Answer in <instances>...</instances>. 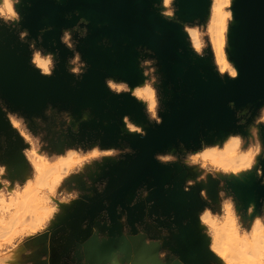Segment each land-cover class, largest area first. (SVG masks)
<instances>
[{"label":"water","instance_id":"obj_1","mask_svg":"<svg viewBox=\"0 0 264 264\" xmlns=\"http://www.w3.org/2000/svg\"><path fill=\"white\" fill-rule=\"evenodd\" d=\"M21 27L35 39L55 46L60 56L52 77H43L29 64L27 46L0 30V92L6 102L29 116L40 114L48 104L70 108L80 115L90 110L94 117L88 126L105 143L116 140L122 116L147 124L142 106L129 95L110 93L104 80L115 77L135 86L141 79L137 68V48L151 49L162 74L163 123L145 128L147 135L124 138L134 155L114 169L104 198L121 199L142 183L151 181L158 201L178 211L172 196L164 197L159 187L170 169L153 156L169 148L196 149L200 140L215 141L228 133H244L236 126L235 110L248 108L251 116L264 105V0H232L234 19L229 28V59L239 70V78L221 80L210 58L197 57L189 48L182 26L167 21L153 5L158 0H26ZM209 0H176L177 14L183 20H201ZM78 13V15H76ZM84 18L87 36L79 41L88 69L77 79L66 71L65 50L59 47L60 32ZM107 41V44L102 41ZM179 50V51H178ZM235 102V110L228 102ZM264 169V160L260 163ZM253 203L264 200V185L253 176L247 184ZM246 205V203L241 202Z\"/></svg>","mask_w":264,"mask_h":264},{"label":"rangeland","instance_id":"obj_2","mask_svg":"<svg viewBox=\"0 0 264 264\" xmlns=\"http://www.w3.org/2000/svg\"><path fill=\"white\" fill-rule=\"evenodd\" d=\"M211 1L209 0L210 4ZM222 1H226V3L222 4L220 8L224 19L228 21V29L227 32L223 31L224 41L222 42V52L225 55L226 50L227 54L229 53L228 33L232 22L230 23L228 17L227 0ZM159 3L160 0H158L157 5ZM0 4H2V0H0ZM26 5H28L26 0H21L15 6L21 16V21L22 7ZM157 8L160 11L159 7ZM165 11H171V7H165ZM175 15L176 20L173 21L181 26L184 22L191 23L194 21L183 20L178 16L177 11ZM209 15L210 5L206 16L201 20L196 19L198 26L185 30L188 33V41L192 45V50L198 56L209 57L213 66L215 62ZM21 21L18 25L10 27L4 25L5 22L0 20V30L3 29L12 34L17 42L28 48V44L22 43L18 37V32L25 30L21 27ZM81 27H86V25H81ZM191 33H194L197 45L193 44L190 37ZM72 35L73 39L82 40L78 33L74 32ZM27 40L34 39L28 36ZM59 45L66 53L64 58L66 67L67 59L72 56V52L60 42V39ZM37 47H43L47 52L53 53L56 56L57 65L60 63V56L55 46L52 48L42 42L38 43ZM28 58L30 59L29 48ZM139 58L150 57L147 53L139 52ZM157 68L158 75L162 79L158 65ZM138 70L141 75L138 84H141L143 77L141 70L139 68ZM147 75L151 76V72L149 71ZM113 78L121 81L118 78ZM161 84L157 85L160 92V113L164 111ZM0 99L7 107L5 109L0 105V163L7 166L8 178L20 180L23 183L32 174V169L21 155V149L25 147L24 144L28 145L30 152L37 154L40 159H45V157L51 159V164L45 160L43 165L50 173L60 175L65 172L69 173L57 195L52 197L54 203L61 209L59 214L53 218L45 219L43 214L48 205L43 200H39L23 219L9 216L4 223H0V264H221L220 259L209 250L208 238L203 234L197 219L198 213L205 206L212 207L213 210L218 209L217 193L221 190L219 188L220 180L224 181L223 190L226 193L234 194L237 210L241 213L242 218L246 222L252 218L244 215V213L248 205L254 202L253 196L249 195L245 201L240 200L232 187L234 177L220 176L218 179H213L208 176L209 174L213 177L216 175L215 170L211 167L202 169L199 173L195 168H189L179 161L163 165L168 167L170 172L159 187V191L164 197L172 196L174 198V203L179 206L178 211L157 200L153 193L157 187H154L151 181L142 183L122 199L120 197L104 198L109 183L116 177L114 169L133 155H123L117 159L104 158L102 163H94L91 166L86 163V159H90V152L93 150L103 156L104 152L113 148L129 147L124 138L136 134L127 133L122 124L116 140L112 143H105L96 136V131L86 126L94 120L88 109H86L87 111L82 110L80 115H77L70 108H59L52 105L56 113H52V117H47L44 115V110L48 104L40 114L29 116L22 110L10 106L1 92ZM144 103L145 105L149 104L148 99H145ZM141 106L147 120L146 110L142 104ZM60 111H68L72 117L67 132L63 130L67 117ZM14 113L20 115H13ZM21 116L25 117L28 123H25V120L20 118ZM254 116L247 118L246 124L243 125L244 133L241 135L245 137L249 135L247 128L252 123ZM33 117H40L46 127L34 122ZM56 120L60 121V130H57ZM131 121L144 129L154 125L149 124L148 120L147 124L136 123L132 119ZM256 123H264V111L260 113ZM77 127L79 130L74 133L72 129ZM258 127L259 139L264 146V124ZM223 139L224 137L205 142L213 144ZM96 144H99V148L93 149L92 146ZM248 146L253 150L257 146L254 129ZM224 148L225 145L222 148H217L213 157L218 159V155ZM68 151H73L75 155L69 156ZM164 152L183 154V150L179 147L169 148ZM263 160L264 152L258 157L257 167H260ZM245 175L251 177V181L254 176L260 182L256 177L255 168ZM202 177H207L206 183L201 182ZM188 179L195 180L194 186L185 184ZM105 180L107 185L101 192L99 189L104 187L103 181ZM165 185L169 187L165 188ZM184 186L191 188L185 192ZM65 187L69 191L72 190V196L76 197L71 199L70 203H64L67 198L63 191ZM141 187L148 190L146 197L141 191H137ZM201 189L206 190L212 202L210 205L199 196ZM241 202L246 203V205ZM262 202L264 200L254 203L256 207L253 216L260 213ZM37 223L40 224L38 228L35 227ZM174 256L179 257V260H174Z\"/></svg>","mask_w":264,"mask_h":264},{"label":"clouds","instance_id":"obj_3","mask_svg":"<svg viewBox=\"0 0 264 264\" xmlns=\"http://www.w3.org/2000/svg\"><path fill=\"white\" fill-rule=\"evenodd\" d=\"M21 0H2L0 4V20H3L4 25L13 27L18 25L21 21V16L16 10V5ZM176 0H160L159 5L154 4V7H159V15L167 21L176 20ZM228 5V17L230 23L234 19L233 12L231 11L232 0H227ZM165 6H170L171 11H165ZM78 15V13H76ZM88 21L81 18L77 21L71 29H63L59 39L60 42L72 52V56L67 59L66 71L76 77L81 78L87 68V63L82 60L81 54L77 51L78 39H73V33H78L79 38L83 39L87 36V28L81 27V25H87ZM198 21L194 20L191 23H182V32L186 36L187 43L191 51L198 56L195 51L192 50V45L188 41V33L186 28L197 27ZM51 27L48 29H41V35H38L34 40L28 41L27 37L29 33L27 29L18 32L19 40L22 43H27L30 51V65L43 77H52L56 65V56L47 52L43 47H37L38 43H42V33L44 31H51ZM70 41V42H69ZM107 44V41H102ZM138 52L147 53L150 58H138V68L141 70L143 81L141 84L135 86L129 85L126 81H117L114 78L106 77L104 84L109 92L114 95L120 96L123 94L129 95L137 103L144 106L146 110V117L149 124H155L159 126L163 123V118L159 115L161 111L160 92L157 85L162 83L161 77L158 75V60L155 58V54L151 49L137 48ZM179 51V50H178ZM227 62H222L223 66L219 67L213 64L214 70L221 80L225 77L229 80H236L239 78V70L235 67L234 63L229 59L227 50L225 53ZM75 57V59H73ZM151 72V76L147 75ZM151 100V103L145 105L144 100ZM0 105L5 109L2 99H0ZM228 108L235 110V102L229 101ZM87 111V110H86ZM264 111V105H262L257 115L252 117V123L248 126L247 131L249 135L247 137L240 133H228L222 141L208 144L205 140H200L199 148L195 150H187L182 142L179 143V148L183 150V154H173L172 152L155 153L153 159L161 164L168 165L177 163L178 161L189 168H195L199 173L202 169L211 167L215 170L216 175L213 179H218L220 176L224 177H239L241 174H247L255 168V174L260 183L264 185V169L257 167L258 157L264 152V146H262L259 139V125L264 123H256L260 113ZM67 117V122L64 121L63 130L67 132L68 125L71 123L72 117L68 111H60ZM52 113H56V110L49 104L45 110L44 115L52 117ZM13 115H20L14 113ZM236 126L240 127L246 124L247 118L251 116V112L248 108L235 110ZM21 119L28 123L25 117L21 116ZM34 122L41 124L42 127H46L44 121L40 117H33ZM122 124L125 126V130L129 134L139 135L141 138L147 135L145 129L135 123H133L128 115H124L121 118ZM57 121V120H56ZM60 121H57V130H60ZM11 127V125H10ZM255 130L257 146L253 150L248 146V141L251 139ZM78 127L72 129L74 133L78 132ZM226 143L239 146V152L233 153L230 162H224L213 157L217 148H222ZM21 149V155L24 157L25 162L32 169V174L28 176L23 183L20 180H10L8 178L7 166L0 163V223H4L9 216L18 217L23 219L24 216L29 214V211L35 206L36 202L43 200L48 205L44 212V218L50 219L59 214L61 209L54 203L52 197L56 196L58 190L61 188L64 179L69 175L65 172L62 175L52 174L43 165L45 160L49 164L52 163L51 159L45 157L40 159L37 154L30 152L28 145ZM82 147V146H81ZM93 149L99 148V144L92 146ZM85 151H88L85 149ZM69 156L75 155L73 151H68ZM134 150L131 147L125 146L122 149L113 148L110 151L104 152L101 156L100 153L93 150L90 152V159H86V163L89 166L94 163H102L104 158L117 159L123 155H134ZM80 163V161H77ZM207 176V177H208ZM207 177H202L201 182H207ZM194 181L188 179L185 184L194 186ZM104 187L99 189L103 191L107 185V181H103ZM223 185V186H222ZM169 187L165 185V188ZM191 187H185L184 191H189ZM218 191V209L213 210L212 207L205 206L198 213V223L203 230V234L208 238L209 250L220 259L221 264H264V202L261 204L260 213L253 216L255 211V204L250 203L246 209L244 215L252 217L250 221H245L242 218L241 213L237 210V201L234 194L226 193L224 188V181H219ZM64 193L67 198L64 203H70L71 199H75L72 196L71 191L67 187L64 188ZM141 191L143 196L148 195V190L145 187L137 189ZM230 192V190H229ZM199 196L203 198L207 204H211L207 192L205 189H201ZM36 228L40 227L37 223ZM35 230V229H33ZM174 260H179V257H173Z\"/></svg>","mask_w":264,"mask_h":264},{"label":"bare ground","instance_id":"obj_4","mask_svg":"<svg viewBox=\"0 0 264 264\" xmlns=\"http://www.w3.org/2000/svg\"><path fill=\"white\" fill-rule=\"evenodd\" d=\"M226 3V1L222 0H212L210 4V15L211 18V38L213 41V55H214V62L217 68L223 66L222 62H227L225 55L222 52V42L224 41L223 31L227 32L228 29V21L224 19L223 12L220 8L222 4ZM167 7V6H165ZM190 37L193 41L194 45H197L196 37L194 33L190 34ZM151 103V100H148ZM239 149V146L232 145L230 143L225 144V148L221 151L220 155H218V160L224 162H230L231 156L233 153ZM251 177L241 174L239 177H234L233 181V190L235 195L242 201H245L249 198V195H252L247 191V184L251 182Z\"/></svg>","mask_w":264,"mask_h":264}]
</instances>
